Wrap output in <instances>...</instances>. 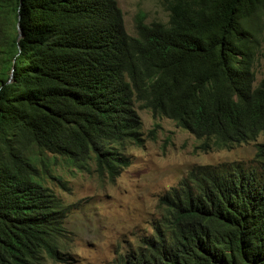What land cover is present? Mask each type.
<instances>
[{
  "label": "trees",
  "instance_id": "16d2710c",
  "mask_svg": "<svg viewBox=\"0 0 264 264\" xmlns=\"http://www.w3.org/2000/svg\"><path fill=\"white\" fill-rule=\"evenodd\" d=\"M156 1L168 23L139 15L133 37L117 0H0V264H70L67 209L38 167L92 161L114 180L142 140L136 102L217 147L264 129V0ZM218 169L165 196L153 235L114 264H264L260 174Z\"/></svg>",
  "mask_w": 264,
  "mask_h": 264
},
{
  "label": "rangeland",
  "instance_id": "374dc122",
  "mask_svg": "<svg viewBox=\"0 0 264 264\" xmlns=\"http://www.w3.org/2000/svg\"><path fill=\"white\" fill-rule=\"evenodd\" d=\"M124 15L126 32L136 36V20L168 23L169 13L156 0H117ZM260 49L256 56V85L264 77V15L259 21ZM142 120V143L129 144L125 150L129 166L110 180L97 171L91 161L84 168L68 158L49 156L50 177L44 168V184L63 203L69 213L70 264H114L115 260L141 247L165 213L161 197L172 191L198 166L228 167L230 163L250 165L256 144L239 145L231 150L204 152L201 141L165 117L136 103ZM61 181V182H60ZM47 264H60L48 261ZM64 264V263H62Z\"/></svg>",
  "mask_w": 264,
  "mask_h": 264
},
{
  "label": "clouds",
  "instance_id": "9594fccd",
  "mask_svg": "<svg viewBox=\"0 0 264 264\" xmlns=\"http://www.w3.org/2000/svg\"><path fill=\"white\" fill-rule=\"evenodd\" d=\"M125 23V22H124ZM126 29V28H125ZM10 82V81H9ZM256 82H257V78H256ZM256 82H255V86H257L256 85ZM261 82V81H260ZM259 82V83H260ZM136 103H140V102H136ZM143 105V104H142ZM143 107V106H142ZM146 109V108H145ZM149 110H151V109H149ZM137 111V110H136ZM151 112H152V110H151ZM138 113V112H137ZM153 113V112H152ZM139 115V114H138ZM153 115L155 116V117H164V116H157V115H155L154 113H153ZM140 117V116H139ZM165 118H167V117H165ZM140 119H141V117H140ZM167 119H169V118H167ZM169 120H171V119H169ZM173 121V120H172ZM175 122V121H174ZM176 123V122H175ZM176 125L179 127V128H182V127H180L177 123H176ZM141 129H142V120H141ZM183 129V128H182ZM183 130H185V129H183ZM185 131H187V132H189L188 130H185ZM140 132H141V130H140ZM190 133V132H189ZM190 134H192V133H190ZM262 134H264V129H262V130H260L259 132H258V134H257V136L254 138V139H252V140H249V141H243V142H240V143H235V144H233V145H231V146H228V147H217V146H215L214 145V142L213 141H211V140H208V139H206L205 137L204 138H198L197 136H195L194 134H192L197 140H199V141H201V144H200V146L198 147V149L199 150H202V151H204V152H208V151H210V150H231V149H234L235 147H237V146H239V145H244V144H250V143H257V141H258V139L260 138V136L262 135ZM141 139H142V134H141ZM142 141H143V139L139 142V141H128V142H126V144L124 145V148L122 149V151H123V153L125 154V156L127 157V155H126V153H125V150H126V148H127V146L129 145V144H141L142 143ZM261 145H264V142H259V143H257L256 144V153H255V156H254V159L252 160L253 162L250 164V165H246L245 163H243V162H235V163H230L229 164V166L228 167H225L224 165H222V164H219V165H217V166H198V167H196L195 169H193L189 174H188V176L186 177V178H184L182 181H181V183L178 185V187H175L172 191H169L167 194H165L163 197H161V199H160V202L162 203L163 201H162V199L165 197V196H167L170 192H173V191H175V190H177V191H180L182 188H184L185 187V185L195 176V175H198V174H203V173H205V172H212V171H219V169L218 168H223V169H226V172H234V171H236V169L237 168H239V169H246V170H257V173L258 174H260L259 176H258V179H256V180H253L252 181V188H258L259 190H262V191H264V172H263V168L261 167V163H262V161H261V158L259 157V153H260V146ZM66 158V157H65ZM128 158V157H127ZM128 161H129V158H128ZM94 163V162H93ZM95 164V163H94ZM129 166V165H128ZM127 166V167H128ZM95 167H96V165H95ZM126 168V167H125ZM97 169V168H96ZM124 169V168H123ZM123 169L120 171V173L123 171ZM263 172V173H262ZM262 173V174H261ZM120 175V174H119ZM118 175V176H119ZM107 176V175H106ZM118 176H116V177H118ZM108 177V176H107ZM109 178V177H108ZM110 180H113V179H111V178H109ZM162 205H163V203H162ZM164 207H165V205H163ZM165 212H166V209H165ZM68 212H67V216H68ZM165 214V213H164ZM163 217V216H162ZM161 217V218H162ZM67 219V218H66ZM65 223H66V220H65ZM65 226H66V224H65ZM67 228V227H66ZM66 253H70L69 252V250H67V252ZM120 257V256H119ZM66 258H67V255H66ZM48 261H52V260H50V259H47L46 260V264H47V262ZM116 261V260H115ZM52 262H54V261H52ZM56 263V262H55ZM115 263V262H114ZM60 264H62V263H60ZM64 264H66V263H64Z\"/></svg>",
  "mask_w": 264,
  "mask_h": 264
},
{
  "label": "water",
  "instance_id": "95a60500",
  "mask_svg": "<svg viewBox=\"0 0 264 264\" xmlns=\"http://www.w3.org/2000/svg\"><path fill=\"white\" fill-rule=\"evenodd\" d=\"M19 19H20V17H19ZM17 29H18V32H19V36H18V41H19V40L22 39L23 36H24V35H23V31H22V29H21L20 21L18 22Z\"/></svg>",
  "mask_w": 264,
  "mask_h": 264
}]
</instances>
